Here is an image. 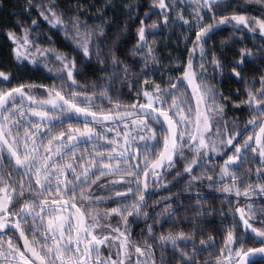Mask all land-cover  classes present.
<instances>
[{
	"label": "snow or ice",
	"instance_id": "obj_1",
	"mask_svg": "<svg viewBox=\"0 0 264 264\" xmlns=\"http://www.w3.org/2000/svg\"><path fill=\"white\" fill-rule=\"evenodd\" d=\"M7 8L0 264H264V0Z\"/></svg>",
	"mask_w": 264,
	"mask_h": 264
},
{
	"label": "trees",
	"instance_id": "obj_2",
	"mask_svg": "<svg viewBox=\"0 0 264 264\" xmlns=\"http://www.w3.org/2000/svg\"><path fill=\"white\" fill-rule=\"evenodd\" d=\"M24 0H0V3H5L8 5L7 12H11L12 7L16 6L17 8L19 7L20 4H22ZM15 17H12L14 19Z\"/></svg>",
	"mask_w": 264,
	"mask_h": 264
}]
</instances>
